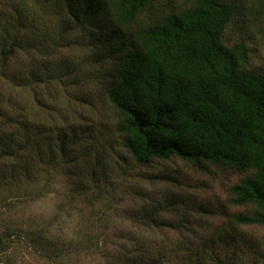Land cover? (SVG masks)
I'll use <instances>...</instances> for the list:
<instances>
[{
    "label": "trees",
    "instance_id": "obj_1",
    "mask_svg": "<svg viewBox=\"0 0 264 264\" xmlns=\"http://www.w3.org/2000/svg\"><path fill=\"white\" fill-rule=\"evenodd\" d=\"M252 1L0 0L2 186L60 167L85 139L90 154L108 156L115 143L137 166L176 159L203 174H240L212 233L188 216L215 211L204 204L192 211L191 197L179 195L186 210L157 226L174 238L162 241L164 255L152 264H262L264 238L248 234L264 232V69L250 66L243 28L244 17L253 21L264 11V1L244 14ZM60 42L74 65L85 59L104 67L100 95L113 122L81 123L78 98L51 92L61 69L79 70L56 60ZM18 55L30 64L14 71ZM24 233L18 238L61 264L72 246L40 230ZM12 236H0V253ZM133 253L117 251L112 264H150L135 246Z\"/></svg>",
    "mask_w": 264,
    "mask_h": 264
},
{
    "label": "rangeland",
    "instance_id": "obj_2",
    "mask_svg": "<svg viewBox=\"0 0 264 264\" xmlns=\"http://www.w3.org/2000/svg\"><path fill=\"white\" fill-rule=\"evenodd\" d=\"M260 1L264 0L244 4L243 13L258 9ZM59 10L54 11L57 14ZM243 28L249 38L250 66L264 69V11L254 16L253 21L244 17ZM232 38L235 37L231 35ZM68 48L67 43L60 42L54 53L64 65L72 62L68 59L73 53ZM76 54L73 56H81V52ZM75 62L70 66L78 65L79 70L67 75V69H61L60 81L50 86L51 92L60 94L64 100L78 98L79 101L73 102L81 123L113 122V111L100 95L105 82L104 67L85 59ZM24 63L30 64L18 55L10 66L15 71ZM62 73L65 77H61ZM88 143L85 139L74 147L71 159L60 167L33 171V177L13 187L2 186L4 164L0 162V236L5 240L11 233L16 235L8 238L6 251L0 253V264H61L32 248L24 236L19 239L18 234L20 231L25 234V230H40L51 240L72 245L61 259L62 264H112L117 251H125L133 259L134 246L137 255L152 264L164 255L160 253L164 248L162 241L168 243L174 238L157 226L172 222L179 217L180 210H186L179 205V195L191 197L188 206L192 211L203 204L215 211L217 216L213 217L198 212L188 216L193 222L201 220L203 230L212 233L224 219L221 208L229 185L241 177L216 169L199 173L176 159L137 166L115 143L108 156L101 152L90 154ZM248 234L264 238L260 230H248Z\"/></svg>",
    "mask_w": 264,
    "mask_h": 264
}]
</instances>
